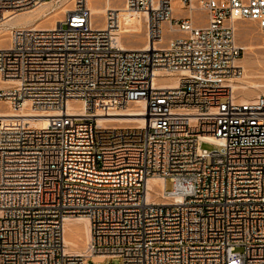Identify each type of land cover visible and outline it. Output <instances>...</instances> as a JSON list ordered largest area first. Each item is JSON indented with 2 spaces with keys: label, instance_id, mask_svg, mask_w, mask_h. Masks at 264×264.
I'll use <instances>...</instances> for the list:
<instances>
[{
  "label": "built area",
  "instance_id": "built-area-1",
  "mask_svg": "<svg viewBox=\"0 0 264 264\" xmlns=\"http://www.w3.org/2000/svg\"><path fill=\"white\" fill-rule=\"evenodd\" d=\"M49 1L0 0V18ZM179 1L186 15L123 1L145 14L147 48L121 47V9L96 23L88 0L54 27L10 29L0 100L52 114L44 127L0 119V264H264V95L242 101L230 81L236 22L264 34V0ZM133 105L141 127L100 121ZM80 216L89 238L73 252L64 226Z\"/></svg>",
  "mask_w": 264,
  "mask_h": 264
},
{
  "label": "rangeland",
  "instance_id": "rangeland-1",
  "mask_svg": "<svg viewBox=\"0 0 264 264\" xmlns=\"http://www.w3.org/2000/svg\"><path fill=\"white\" fill-rule=\"evenodd\" d=\"M124 0H88L89 6L94 12V9L103 8V7H114L122 8ZM174 13L177 16L179 13L186 15L187 11L181 8V2L179 0H172ZM177 2V3H176ZM73 0H52L49 1L48 5L36 6L32 8L35 15H39V20L36 23L43 25H50L53 23V19L60 18L62 19L64 12L61 11L64 7H72ZM95 7V8H94ZM104 14V13H103ZM103 14L93 13V18L96 23H101L103 19ZM120 31L119 36H121V42L126 46H137L141 45L143 42H146V21L145 16L141 12H123L121 15L120 22ZM19 26V25H18ZM10 28L0 29V44L7 45L9 41ZM173 28H176L175 26ZM178 34L176 29H171L170 32L166 33L165 38H169ZM236 40L238 44L242 46H247V49L242 50V54L238 63L242 68V76L248 77V79H254V81H261L262 87L258 89H245L244 91L235 89V93L238 97L241 96H252L255 97L256 92L258 95H264V34L258 27L256 21L253 20H238L236 22ZM147 43V42H146ZM249 45V46H248ZM245 67V68H244ZM250 73V74H249ZM262 78V79H261ZM236 81V80H235ZM253 81V80H252ZM256 90V91H254ZM242 91V92H241ZM102 103V102H101ZM105 105V103H104ZM122 109V108H121ZM0 110H10L8 104L0 100ZM118 116H113L107 118L103 121H107L105 124L114 126V127H124L131 126L133 122H126L118 120ZM204 148L211 149L212 145L204 143L202 145ZM172 188V182L167 179L165 182V189L170 190ZM79 223H70L69 227L71 229L79 226ZM86 245L82 247L85 249ZM81 250V249H80ZM94 260V258L92 257ZM104 259V258H103ZM93 260H90L89 264H94ZM96 261V260H95ZM108 264H120V260L115 258L108 262Z\"/></svg>",
  "mask_w": 264,
  "mask_h": 264
},
{
  "label": "bare ground",
  "instance_id": "bare-ground-1",
  "mask_svg": "<svg viewBox=\"0 0 264 264\" xmlns=\"http://www.w3.org/2000/svg\"><path fill=\"white\" fill-rule=\"evenodd\" d=\"M54 1V0H53ZM49 2H43L38 6H44V4L48 5ZM177 3V2H176ZM37 6V7H38ZM95 8V7H94ZM110 8V7H107ZM106 7L103 8H97L94 9V12L96 14H103L106 9ZM172 8L173 7V1H172ZM69 9L68 7H64L61 11H66ZM121 9V8H120ZM30 11H34L32 9L29 10H24V11H19L15 12L12 14V12H5L4 16L0 18V29L2 28H10L14 26H22V27H54L57 23V21L60 20V18H55L53 19V23L51 22L50 25H43L36 23L39 20V15H35V13H31ZM124 9H121V14H120V22H121V15L124 12ZM93 12V13H94ZM127 12V11H125ZM187 13V12H186ZM143 14V13H142ZM145 16V14H143ZM175 15V13H174ZM176 16V15H175ZM120 25L119 24V29L117 31L118 33V39L120 46L123 48H147L148 43H142L141 45L137 46H126L123 45L121 42V36H119L120 31ZM162 33L165 35L166 33L170 32L171 29L167 23L162 24ZM1 37V35H0ZM7 45H2L0 44V48H5ZM249 46V45H248ZM244 49H247V46H242ZM241 66V65H240ZM245 68V67H244ZM250 74V73H249ZM172 76L165 78L166 80H171L169 84H174V80H172ZM264 78V77H263ZM262 79V78H261ZM236 80V81H235ZM253 80V81H252ZM231 84L236 90H245V89H258L262 87L260 82L254 81V79H248V77L242 76V72L238 76H232L231 79ZM8 81L0 79V88L7 86ZM162 83V84H166ZM256 91V90H254ZM242 92V91H241ZM256 95L258 96L257 92ZM256 97V96H255ZM253 97L252 96H241L239 97L240 100L242 101H248L251 100ZM101 105H104L100 103ZM70 111L71 112H82L83 110L79 108V105H74L73 103H70ZM49 114L52 113H44V112H38L33 109H22L19 111H14V110H0V119L2 120V124L7 127H17L19 125H24L27 127H44L47 125L51 120L50 118H47L46 116H49ZM141 113V107L133 105L128 108H119L117 111L114 112H109L104 115L103 118L100 119V121H103L107 118L113 117V116H118V120L126 121V122H133V125L135 127H141L144 124V118L140 116ZM152 183H157L158 187L157 191L162 192L161 190L163 189V181L161 178H154L149 181V185L151 186ZM70 223H79L80 225L71 229L69 227ZM89 238V223L88 220L83 217H75V218H69L65 222L64 226V239L66 244L68 245V250L73 251V252H84L85 249L82 247L86 245L87 241ZM81 249V250H80ZM94 260H103L104 256L103 255H94L93 256Z\"/></svg>",
  "mask_w": 264,
  "mask_h": 264
}]
</instances>
